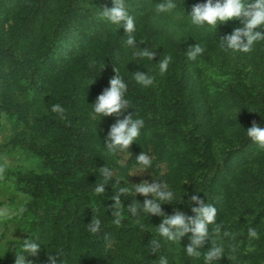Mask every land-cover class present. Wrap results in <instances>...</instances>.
Returning a JSON list of instances; mask_svg holds the SVG:
<instances>
[{"label":"trees","instance_id":"16d2710c","mask_svg":"<svg viewBox=\"0 0 264 264\" xmlns=\"http://www.w3.org/2000/svg\"><path fill=\"white\" fill-rule=\"evenodd\" d=\"M14 1L21 20L8 33L1 26L2 16L9 17L0 14V85L11 84L2 74L7 66L19 77L14 85L20 93L41 98L29 123L28 110L15 104L16 96L0 97V111L26 126L15 136L14 147L39 162V171L29 173L21 186L31 201L22 212L27 223L20 240L41 242L30 264H48L49 252H59L63 264H158V255L166 256L169 264H204L203 256L185 254L187 238L180 245L161 240L159 253L151 255L148 246L159 239L154 227L161 217L135 218L126 209L133 199L143 202L142 196L134 198L133 188L142 178L113 177L102 197L93 191L102 181L98 169L107 166L100 144L116 117L94 122L91 104L109 87L114 69L128 84L133 108L125 115L137 113L145 122L126 161L135 168L150 136L169 153V172L160 175L153 160L145 172L151 182L164 181L181 195L161 206L163 214L192 216L190 198L198 195L215 204L220 227L216 231L210 226L198 249L201 255L219 244L226 253L219 264H264V149L244 132L253 122L264 128V42L247 54L222 49L219 40L243 25L232 21L216 31L191 25L187 14L204 0H174L172 14L157 13L156 5L163 0H127L136 21V47L154 52L151 61L137 57L139 49L125 46L123 28L99 19V9L111 8L112 0ZM198 43L204 52L188 60L184 53ZM165 56L172 62L161 74L156 64ZM147 70L154 84L143 88L132 76ZM53 104L64 112L53 113ZM124 184L133 197H121L125 208L117 225L111 197ZM93 218L101 220L96 234L86 226ZM249 228L256 230V238L249 236ZM14 259L15 249L0 256V264H14Z\"/></svg>","mask_w":264,"mask_h":264},{"label":"clouds","instance_id":"9594fccd","mask_svg":"<svg viewBox=\"0 0 264 264\" xmlns=\"http://www.w3.org/2000/svg\"><path fill=\"white\" fill-rule=\"evenodd\" d=\"M177 5L174 0H163L156 5V11L159 14H172ZM99 19L107 24L116 26L119 30L123 28L127 39L124 41L125 46L130 49H139L136 47V21L130 13L127 0H112V7L99 9ZM191 25L198 28H207L210 30L217 29L218 25L227 24L232 21H240L242 27L235 28L230 34L219 40V45L226 51L233 53H250L254 46L259 42H264V0H252L251 3L245 4L244 0H204L203 3L195 4L191 12L187 14ZM204 52V48L198 43L195 47H190L185 54L188 60L195 61ZM136 56L147 58L153 61L154 52L149 49L137 51ZM172 62L171 56H165L158 65L159 72L164 74L168 71ZM104 67H101V70ZM115 75L109 81V87L102 94L98 95L95 102L91 104L92 113L95 117H116V122L111 126L103 140L106 153L112 156L126 155L131 158L129 147L137 143L144 129V120L137 113L125 115L133 106L127 98L128 84L114 69ZM100 74V73H99ZM135 82L143 88H149L154 84V77L147 72H137L132 76ZM53 113L62 114L64 109L59 104H53L51 107ZM257 113V112H256ZM247 138L259 148L264 149V128L253 122L252 126L246 131ZM138 144V143H137ZM152 168V157L143 151L135 158V168L130 169L128 176L142 174ZM102 181L94 185L93 191L98 196L105 194V186L113 179V169L104 166L98 169ZM134 198L139 195L144 197L142 203L133 199V203L126 207L131 217L139 218L141 215L150 217H161L162 222L154 227L159 239L153 238L150 241L149 248L151 255L158 254L161 248L160 241L178 243L180 245L182 238H187L188 243L182 247L188 257L203 256L204 264H219V261L226 257L225 249L222 245L213 244L212 247L203 255L199 248L209 237L210 226H215L219 231L217 224L218 209L215 204L205 203L198 195H192L190 198L192 216H186L180 211L171 215H164L161 206L171 204L180 200L181 195L164 181L159 179L149 182L142 181L138 185H133ZM132 190L125 184L119 186L118 191L111 197L112 204L111 216L113 222L117 225L121 223V208H125L121 202L122 196H132ZM151 197V198H149ZM7 210H0V217L8 218ZM90 233L96 234L101 231V220L93 218L87 225ZM16 231V230H15ZM12 240L19 242L9 243L6 246V252L10 245L15 246L14 264H30L29 257H37L40 251L41 242L37 239L28 237L24 240ZM251 238L257 237L254 228L248 229ZM26 233V232H25ZM63 264L59 252H49L48 264ZM158 264H169L168 258L164 255H158Z\"/></svg>","mask_w":264,"mask_h":264},{"label":"rangeland","instance_id":"374dc122","mask_svg":"<svg viewBox=\"0 0 264 264\" xmlns=\"http://www.w3.org/2000/svg\"><path fill=\"white\" fill-rule=\"evenodd\" d=\"M21 10L16 5L14 0H0V14H5L9 17L5 20L2 16V24L5 33H8L14 28L16 22H20ZM11 68L5 67L3 70V76L11 84L4 88L0 85V97H15V103L23 109L28 110V122L34 121L35 113L41 106V98L38 95L35 97L33 94L20 93L18 86L14 85V82L18 81ZM46 98V96L44 97ZM14 104V105H15ZM23 105V107H22ZM91 118L95 121L102 120L107 121L110 117H95L92 113ZM26 128L23 121H17L14 116L9 115L5 111H0V210H7L8 218L0 217V256L6 255L8 252L15 249L14 245L9 246V250L6 252V246L9 243H18L23 236V228L27 223V217L22 214L23 209L31 201L30 194L21 188L22 184H25L26 176L31 172L39 171V165L37 159L26 154L20 149H17L13 145V140L17 133ZM164 144L155 137L150 136L144 146V151L147 150L153 162L155 163V169L162 175L170 171L171 167L168 163L169 153L167 149H162ZM102 156L107 163V167L113 169V177L117 181H127L129 179L130 169H134L132 165H129L126 161L125 155L112 156L106 153L104 144H100ZM146 173L138 174L132 177V179L142 178V181H150V178L146 177ZM152 177V176H151Z\"/></svg>","mask_w":264,"mask_h":264}]
</instances>
